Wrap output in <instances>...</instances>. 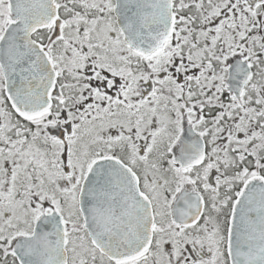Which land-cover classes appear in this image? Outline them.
<instances>
[{
    "label": "snow or ice",
    "instance_id": "obj_1",
    "mask_svg": "<svg viewBox=\"0 0 264 264\" xmlns=\"http://www.w3.org/2000/svg\"><path fill=\"white\" fill-rule=\"evenodd\" d=\"M0 264H264V0H0Z\"/></svg>",
    "mask_w": 264,
    "mask_h": 264
}]
</instances>
